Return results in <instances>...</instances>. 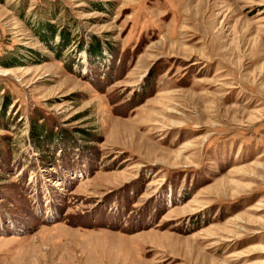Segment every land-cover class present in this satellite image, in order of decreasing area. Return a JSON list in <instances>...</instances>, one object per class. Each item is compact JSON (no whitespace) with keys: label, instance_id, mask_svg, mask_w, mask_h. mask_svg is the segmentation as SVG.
I'll return each instance as SVG.
<instances>
[{"label":"rangeland","instance_id":"1","mask_svg":"<svg viewBox=\"0 0 264 264\" xmlns=\"http://www.w3.org/2000/svg\"><path fill=\"white\" fill-rule=\"evenodd\" d=\"M0 264H264V0H0Z\"/></svg>","mask_w":264,"mask_h":264},{"label":"trees","instance_id":"2","mask_svg":"<svg viewBox=\"0 0 264 264\" xmlns=\"http://www.w3.org/2000/svg\"><path fill=\"white\" fill-rule=\"evenodd\" d=\"M98 47H99V45H98ZM98 54H101L100 52H99V48H98ZM38 130V135H41V134H43L44 133V131H43V129H44V127L43 126H39V128H37Z\"/></svg>","mask_w":264,"mask_h":264}]
</instances>
